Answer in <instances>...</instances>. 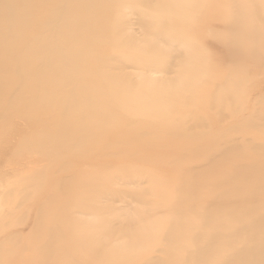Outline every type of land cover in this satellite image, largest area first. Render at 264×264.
Wrapping results in <instances>:
<instances>
[{"label": "rangeland", "instance_id": "1", "mask_svg": "<svg viewBox=\"0 0 264 264\" xmlns=\"http://www.w3.org/2000/svg\"><path fill=\"white\" fill-rule=\"evenodd\" d=\"M230 200L264 215V0H0V264H222Z\"/></svg>", "mask_w": 264, "mask_h": 264}, {"label": "bare ground", "instance_id": "2", "mask_svg": "<svg viewBox=\"0 0 264 264\" xmlns=\"http://www.w3.org/2000/svg\"><path fill=\"white\" fill-rule=\"evenodd\" d=\"M85 56L86 53H81L82 58ZM79 57L80 54L73 59L77 60ZM90 58L94 61L91 54ZM236 192L241 193L240 191ZM233 203L235 202L230 200L222 206V209H212L210 211V214L206 217L207 224L204 227L206 235H200L203 236V239H201L204 240L203 243L205 242L204 244L207 245H205L206 248L198 249L197 251H201L202 254H207L206 256L208 257L210 255H216L217 249L231 247V250L229 251L232 252L230 260L222 264H264V261L262 260L264 257V235L261 239L257 238L259 234L262 232L264 233V228L261 227L264 215L258 218L259 213H256L255 207L248 208V210L243 212H230L227 210L229 209L227 207L234 206L232 205ZM222 217L226 218V223H228V225L223 230H218L216 225L221 224L220 220ZM233 222H236L235 226L232 224ZM243 236H247V238H242ZM236 242H241V249H236L234 247V243ZM197 243L199 244L200 241L197 240ZM215 243L217 244L214 245ZM201 258L202 257L200 256L195 259L197 264L206 263V259L203 258L202 260Z\"/></svg>", "mask_w": 264, "mask_h": 264}]
</instances>
